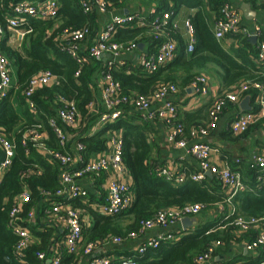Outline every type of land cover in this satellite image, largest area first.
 <instances>
[{"label": "built area", "instance_id": "built-area-1", "mask_svg": "<svg viewBox=\"0 0 264 264\" xmlns=\"http://www.w3.org/2000/svg\"><path fill=\"white\" fill-rule=\"evenodd\" d=\"M264 6V0H256ZM11 12L5 14L6 24L0 21V100L5 98L13 84L12 63L4 53L1 43L6 31L16 32L23 38L31 32L30 19L51 20L60 10L58 0H21L8 4ZM86 14H108L112 3L109 0H81ZM143 14L139 11L132 13H111L97 36L92 37V28L85 25L82 28L65 27L57 36V47L71 54L79 64L87 53L90 58L103 60L102 63L100 99L104 109L95 118L93 125L100 128L111 123L126 112H136L144 121L160 120L166 123L168 130L167 141L177 147L187 150L199 163L198 169L190 175L183 171H175L167 164H159L157 175L177 184L187 178L201 181L207 178V173L216 177L225 189L234 197L248 189L241 174L229 167H219L212 162L214 147L209 143L194 142L193 139L208 135L218 125L224 110L230 104H238L248 93L256 94L255 109L244 111L231 121L232 133L241 135L252 127H259L264 133V27L256 23L253 26L244 24L240 9L232 7L229 0L222 5L220 14L215 19V37L222 40L227 36H242L256 39V55L254 62L258 76L236 83L229 89L212 96L208 110V122L194 126L190 136L185 135V129L180 122L179 108L173 96L179 92V86L173 82H163L149 94H125L122 84L111 72L115 65L123 66L119 58L125 53L139 49V43L118 41L115 35L120 28L130 26L144 27L154 37L157 43L155 52H143L139 55L136 67L152 73L173 61L178 54V41L175 37L179 23L173 20V11L155 14ZM186 31V51L192 53L196 45L195 27L191 18L184 21ZM154 40V41H155ZM91 41V45L87 42ZM58 81V76L50 70H42L33 75L26 89L22 91L25 103L30 111L37 115L38 103L33 96L39 89L51 86ZM195 94L203 97L210 96V79L205 74H197L189 84ZM62 106L57 108L56 115L47 116L46 120H36L33 123H23L17 128L21 144L29 153L30 149L37 150L60 165L58 174L59 186L56 190L41 188L40 202L27 213L24 212L26 202L31 198L26 178L40 175L43 170L38 164L30 165L21 175L22 192L13 198L9 212L8 228L17 237L13 247V257L20 262H26L27 250L34 244H40V237L31 230V226L40 225L54 231L52 240L45 249L37 252V257L43 264H65L64 253L73 256L71 264H138V256H143L148 249L159 247L161 241L177 240L176 233L170 231L163 235L148 239L135 251L133 256L112 258L97 254L96 251L110 242L121 244L127 239H135L144 235L154 227L168 228L180 222L186 216L194 217L206 207L204 203H188L182 207H168L157 211L152 218L141 222L138 232H131L127 238L109 236L103 240L84 242L83 231L93 222L90 210L99 214L114 216L128 211L134 204L135 194L132 183L126 180L128 168L123 159V137L121 132L109 134L107 146L99 154L87 157L86 145L73 138L75 134L68 128L77 129L82 124V116L74 100L60 97ZM163 103L159 107L156 104ZM94 106V101L89 108ZM91 110V109H90ZM50 132L57 139L58 149L50 147ZM192 142V143H191ZM0 184L3 174L11 167L16 155L15 133L0 131ZM237 163L240 160L237 159ZM249 166L256 170V186L264 187V148L252 155ZM102 180V182H100ZM75 201L80 203L77 205ZM239 233L253 231L255 238L245 241L244 248L252 253L261 254L264 249V214L236 215L231 222ZM222 242L217 240L209 251L195 258L196 264H209L215 255L216 247ZM232 264H264V258L258 262H234Z\"/></svg>", "mask_w": 264, "mask_h": 264}, {"label": "trees", "instance_id": "trees-1", "mask_svg": "<svg viewBox=\"0 0 264 264\" xmlns=\"http://www.w3.org/2000/svg\"><path fill=\"white\" fill-rule=\"evenodd\" d=\"M18 1L21 0H0V21L2 23L6 24L4 16L11 12L10 9L8 10V4ZM58 1L60 10L55 18L48 21L30 19L32 31L24 36L21 47L16 48L9 44V31H6L1 43L4 53L17 73L16 86L19 96L22 97L20 101L22 108L19 110L15 106L11 92L0 100V131L14 132L16 142V155L13 163L3 174L0 184V264H43L37 257V252L45 249L53 238L52 229L47 227L40 229L38 225L31 226L35 235L40 237L41 243L34 244L27 250L26 262L17 261L12 254L17 237L8 228V220L13 198L23 189L21 175L30 165L38 164L43 172L25 179L31 193V198L24 206L25 213L40 202L41 188L56 190L59 186L60 165L33 148L27 153L16 131L23 117L28 120L26 123H33L36 120H46L47 116L56 115L57 108L62 106L59 101L60 97L74 100L78 106L82 124L77 129L68 128L67 131L75 134L73 138L86 145L85 155L87 157L105 150L110 133L121 132L124 145L123 159L133 180L135 201L128 211L120 215L108 216L90 210L93 222L83 231L85 243L103 240L109 236L127 238L129 233L140 230L142 221L152 218L157 211L164 208L182 207L185 204L196 202L204 203L208 207L225 199L223 186L216 177H207L201 181L187 178L183 183L177 184L157 175L156 168L163 163H158L152 158L156 145L148 136L151 129L150 124L142 120L136 112H126L94 134H88L90 126L95 121L89 104L97 98L99 93L94 73L98 70L102 71V66H100L102 60L90 58L87 53H84L82 55L84 61L79 64L71 54L57 47V36L65 27L77 29L85 25L92 28L93 34L97 25V16L84 13L81 0ZM109 1L121 4L127 0ZM225 2L226 0H160L155 14L167 11L177 14L184 5L198 8L191 17L195 27V49L190 54L186 53L184 41L179 39L181 50L178 57L152 73L142 71L139 66L128 68L127 65H115L111 72L121 82L123 93L149 94L163 82H173L184 88L197 74H205L204 72L208 71L211 66L227 87L240 80L254 78L256 67L252 59L256 49L251 42L244 38L243 45L235 49L234 53H229L222 47L211 28L207 7L218 17ZM63 17H67V20ZM146 31V28L135 25L120 28L115 39L118 41L135 39L139 43L145 37ZM148 37L152 41L155 40L150 34ZM155 42L159 41L155 40ZM42 70L54 72L58 76V81L36 91L33 98L41 111L33 115L25 103L22 91L27 88L31 77ZM197 115L198 113H187L184 119L180 118L186 136L190 135L194 126L204 124L199 121L191 125L189 120L194 121ZM48 143L50 147L58 149L57 139L52 132H50ZM2 156L3 152L0 149V158ZM248 169H250L249 174L253 175L254 187L253 190L243 191L236 195L235 200L238 202L236 213L218 216L210 221H201L195 229L185 231L177 240L161 241L159 247L148 249L143 256H138V264H196L195 258L207 253L215 241L222 242L219 246L230 242L233 238L230 231L234 228L231 222L238 213L256 216L264 214V187L255 186L256 170L249 166ZM79 203L75 201V204ZM126 216H131L132 221L124 223L123 219ZM225 225L226 228L220 231L219 228ZM245 236L248 240H253L255 233L251 231ZM262 258H264V249L261 250L258 258L250 262L255 263ZM72 259L73 256L64 253L65 264H71Z\"/></svg>", "mask_w": 264, "mask_h": 264}, {"label": "crops", "instance_id": "crops-1", "mask_svg": "<svg viewBox=\"0 0 264 264\" xmlns=\"http://www.w3.org/2000/svg\"><path fill=\"white\" fill-rule=\"evenodd\" d=\"M159 1L160 0H147L145 2H141L137 0H127L125 2H122L121 4H116L115 2L111 1L112 5L110 6V12L108 14L96 15L97 25L94 28L92 37L97 36L98 31L102 28L105 21L110 17L111 13L121 14V13H132L139 11L147 15L150 14L153 10H156ZM229 1L231 2L232 7L236 9H240L244 24L253 26L256 23H260L263 24L264 27V6H261V4H259L256 0H229ZM243 7H246L247 10L245 11ZM207 9L210 16V25L215 35L216 16L210 11L209 7H207ZM197 10H198L197 7H189L184 5L180 8L177 14H173V20L179 23V29L175 35L178 41L177 57L181 50L180 49L181 43L179 42V39L184 41L183 43L185 45L184 47L185 52L188 53L186 51L187 38L184 27V21L187 18H191L197 12ZM63 18L67 20V17L66 18L63 17ZM9 32H10L9 44L13 47L15 46V44H17V47L18 46L21 47L22 40L24 37L21 38L19 34L13 31H9ZM147 35L149 36L148 30L146 31V35L143 38V40L139 42L140 46L138 50L132 51L130 53H125L124 55H122L121 58H119V62L123 61L125 63L123 66L127 65L128 68L136 67L138 64L139 55H141L143 52L150 53V52H155L157 50V43L154 40L152 41L150 37H148ZM243 39L244 38L242 36L230 35L218 41L227 52L234 53L235 49H238L241 45H243L242 43ZM248 40L256 49V42L253 43L250 39ZM87 43L91 45L92 42L88 41ZM253 55L255 56L256 53H254ZM254 56L252 60L255 65ZM103 60L102 63L104 62ZM100 66H102V64ZM12 70H13L12 71L13 84L9 92L12 93L11 97L15 103V106L19 110H21L22 105L20 104V101L22 97L19 96L18 88L16 86L17 73L13 65H12ZM255 71H256L255 72L256 76H258L257 68L255 69ZM204 73L210 79V86H211L210 96L203 97L198 94H195L192 91V89L189 88V85L184 88H182V86H179L180 89L179 92L173 96L174 102L176 101V103L178 104L179 117L181 119H184L187 113L190 114L198 113L194 121L189 120V122H191V125L199 121H202V123L204 122V124H206L209 120L208 110L210 107L212 96L224 90H227L231 86L236 84L234 83L228 87L224 86L221 78L216 74L214 70H212V66L208 71H205ZM101 78L102 76L100 70L96 71L94 73V79L97 83V90L99 91V93L97 98L94 100V106L90 108L95 118L100 113V111L104 109V105L101 99L99 98L101 93ZM242 81L243 80H240L237 83H240ZM247 96H249L250 98L248 105L251 109H243L241 107V103L246 99ZM162 104L163 103L156 104L154 105V107H159ZM256 106H257L256 94L254 92H250L238 104L230 103L226 107L218 125L216 126V128L211 130V132L208 135L193 139L194 142L198 141V142L211 144L215 149V151L212 154V162L219 167H229L234 171L239 172L244 182L248 185V189H246L245 191L253 190L254 187L253 175L251 176V174H249L250 169H248L249 159L252 155H254L255 153H257L258 151L264 148V133L261 130V128L257 126V127H252L246 133H243L241 135H236L232 133L230 129V124L231 121L236 117V115L244 111L255 109ZM27 121L28 120L26 119V117H23L20 126L23 123H26ZM148 122L151 127L148 136L152 141H154L156 145L152 153V158L154 160H157L158 163L169 165L177 172L179 170L189 175L195 172L199 166L198 161L189 153H187L186 149L179 148L174 143H169L167 141L169 128L167 127L166 123L160 120L148 121ZM17 128H19V126ZM98 130H100V127L99 126L95 127L93 125V127L89 130L88 134L92 135ZM99 153L100 152L96 154ZM237 159L240 160V163H237ZM207 177L212 178L214 176L212 175L210 177L207 175ZM126 180L133 183L129 171L126 175ZM223 191L225 194V199L220 202L211 204L208 207L203 208L198 215L194 216L197 218V222L193 223V225L188 227V229L186 230L184 229L181 221L168 228L154 227L153 229L147 231V233H145L144 235L139 236L135 239H127L121 244L110 242L104 245L102 249H100L99 251H96V253L104 256L106 255L112 258H118L120 256H133L135 254V251L138 249V247L141 246L148 239L163 235L167 232L169 233L170 231H172L173 233L175 232L177 238H179V236H181L182 233H184L185 231L195 229L196 226L201 221L203 222L210 221L218 216H224L227 214L233 215L234 213H236L235 211L238 210L237 208L238 202L235 200L236 196L229 197L230 193L227 191V189L224 188V186H223ZM237 215H244V214L238 213ZM224 228H226V225L220 227L219 230L223 231ZM230 232L233 238H231L230 242L227 245L223 244V246H219L218 248L216 247V249H218L217 253H215L213 258L210 260L209 264H232L234 262L254 263L250 261L258 258L259 255L258 253H252L250 251H247L244 248L245 241H248V238L245 236V234L247 233H239L238 230L235 229V227L232 228ZM82 264H86V262L84 261L82 262Z\"/></svg>", "mask_w": 264, "mask_h": 264}, {"label": "water", "instance_id": "water-1", "mask_svg": "<svg viewBox=\"0 0 264 264\" xmlns=\"http://www.w3.org/2000/svg\"><path fill=\"white\" fill-rule=\"evenodd\" d=\"M243 9L246 11V7H243ZM250 40L255 43L256 42V39L254 37H251ZM142 45V44H141ZM109 55L107 56H103L104 59H106ZM249 96L246 97V99L241 103V107L243 109H251L248 105V102H249ZM208 176H212L211 173H207ZM197 222V218L196 217H190V216H186L184 218L181 219V223L184 227V229H188V227L192 226L193 223H196Z\"/></svg>", "mask_w": 264, "mask_h": 264}, {"label": "rangeland", "instance_id": "rangeland-1", "mask_svg": "<svg viewBox=\"0 0 264 264\" xmlns=\"http://www.w3.org/2000/svg\"><path fill=\"white\" fill-rule=\"evenodd\" d=\"M137 1L145 2V1H147V0H137ZM146 3H147V2H146ZM14 47H17V44H15ZM17 48H19V46H18ZM130 221H132V217H131V216H126V217H124V219H123V222H124V223H129Z\"/></svg>", "mask_w": 264, "mask_h": 264}]
</instances>
